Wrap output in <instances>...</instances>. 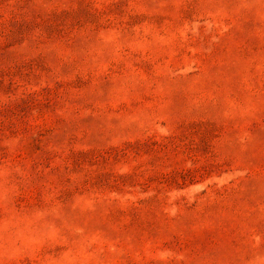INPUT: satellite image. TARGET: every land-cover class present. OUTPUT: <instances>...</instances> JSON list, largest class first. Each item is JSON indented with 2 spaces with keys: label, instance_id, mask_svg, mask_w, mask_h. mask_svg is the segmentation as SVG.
<instances>
[{
  "label": "rangeland",
  "instance_id": "374dc122",
  "mask_svg": "<svg viewBox=\"0 0 264 264\" xmlns=\"http://www.w3.org/2000/svg\"><path fill=\"white\" fill-rule=\"evenodd\" d=\"M0 264H264V0H0Z\"/></svg>",
  "mask_w": 264,
  "mask_h": 264
}]
</instances>
